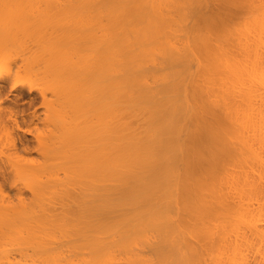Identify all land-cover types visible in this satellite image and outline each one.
I'll return each mask as SVG.
<instances>
[{
	"label": "bare ground",
	"instance_id": "obj_1",
	"mask_svg": "<svg viewBox=\"0 0 264 264\" xmlns=\"http://www.w3.org/2000/svg\"><path fill=\"white\" fill-rule=\"evenodd\" d=\"M25 34L0 264H264V0H0Z\"/></svg>",
	"mask_w": 264,
	"mask_h": 264
},
{
	"label": "rangeland",
	"instance_id": "obj_2",
	"mask_svg": "<svg viewBox=\"0 0 264 264\" xmlns=\"http://www.w3.org/2000/svg\"><path fill=\"white\" fill-rule=\"evenodd\" d=\"M40 17L37 23L43 24ZM52 19H57L53 17ZM36 21V19H33ZM41 40L38 36H26L23 35L19 39V42L15 44L12 51L9 52L0 61V164L7 162L10 158H33L36 156L35 141L33 134L41 130V122L44 115V105L40 93L38 92V86L32 87L33 101L27 105V85L26 81L14 82L8 80L16 70L17 66L21 64L23 58L28 53L32 52L35 47L34 45ZM34 48V49H33ZM18 53L20 56H16ZM24 82V83H22ZM20 83V84H19ZM24 85L23 88L27 96L23 97L19 102H15V96H12L11 90L14 86ZM12 92H11V91ZM10 91V92H9ZM9 92V93H8ZM12 94H15L13 92ZM8 95V96H7ZM10 95V96H9ZM14 100V101H13ZM35 123V129L33 123ZM25 137L29 140L28 146L21 145L20 139ZM20 190L23 193L29 191L25 187L24 183L17 175L10 173L8 169H0V196L5 194H12Z\"/></svg>",
	"mask_w": 264,
	"mask_h": 264
}]
</instances>
